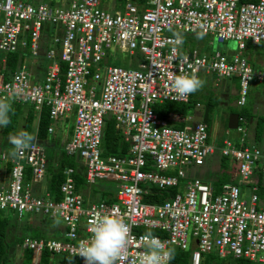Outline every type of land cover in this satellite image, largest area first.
Instances as JSON below:
<instances>
[{
  "label": "built area",
  "instance_id": "built-area-1",
  "mask_svg": "<svg viewBox=\"0 0 264 264\" xmlns=\"http://www.w3.org/2000/svg\"><path fill=\"white\" fill-rule=\"evenodd\" d=\"M179 31H200L217 43L233 39L236 50L177 46ZM247 41L262 45L257 67L242 53ZM110 49L140 56L134 65L120 66L112 62ZM16 50L20 54L10 71L6 53ZM33 56L45 60L44 68L35 65ZM200 70L238 79L236 138L223 137L219 145L207 140L206 122L175 126L151 107L163 100L188 102L190 95L173 92L171 77L197 76ZM253 80L264 82V0H124L111 8L100 0H0V98L15 94L12 102L30 105L36 121L46 106L50 135L57 118L72 116L60 147L80 165L86 187L97 179L116 181L114 199L88 200V194L76 190L75 169L68 165L58 189L49 190L48 139L38 138L36 129L37 139L23 156L1 151L0 211L10 210L18 220L24 212L40 215L32 224L54 216L63 221L55 238L22 236L21 246L32 251L30 264H39L41 250L53 261L67 254L73 264H84L73 253L90 238L89 221L105 212L118 213L131 228L122 264H132L146 251L145 228L154 229L168 248L188 249V264H200L206 252L263 263L264 193L258 194L256 181L244 198L233 181L217 186L188 175L189 167L203 163L215 148L241 182L264 174V145L247 143L248 122L241 109ZM109 116L119 140L126 142L122 154L101 155L102 127ZM151 185L176 190L160 202H147L143 195Z\"/></svg>",
  "mask_w": 264,
  "mask_h": 264
},
{
  "label": "trees",
  "instance_id": "trees-1",
  "mask_svg": "<svg viewBox=\"0 0 264 264\" xmlns=\"http://www.w3.org/2000/svg\"><path fill=\"white\" fill-rule=\"evenodd\" d=\"M141 1V0H140ZM50 2H53L50 0ZM124 0H116V7H120ZM20 50L7 52L6 53V66L11 71L15 68L17 59L19 57ZM140 55H136L134 59L139 57ZM133 59V65L135 63ZM108 62H111V59L108 60ZM63 67V66H62ZM62 69V68H61ZM234 82L238 89V79L237 77H234ZM264 83V82H262ZM248 93L250 91L248 90ZM248 97V95H247ZM247 100V98H246ZM206 104L208 105V112L210 108L216 104V98L213 97L212 99L207 98ZM246 104V102H245ZM243 105L241 107L242 114L245 116V119L248 122V118L250 116L254 118V124H253V139L257 143H259L260 138L262 136V132L264 130V111L262 113H257L255 115H251L249 112V109L246 105ZM20 104L18 103H12V111L10 112V120L11 123L7 127L1 128L2 134H13L16 128L17 124V116L20 112ZM188 102H178L173 100H163L160 102H154L151 104L152 109L162 117H167L168 121L175 125L180 126L182 125V121L179 119L182 116L185 115L187 109L189 108ZM229 111H236V108L230 107ZM172 116H177V118H173ZM33 120H35V113L32 110L31 107H29L24 116H23V122L21 124V130L22 131H28L31 132V126L33 123ZM51 119L48 116V109L46 106H42L37 121L35 120L34 129H36V136L38 138H45L48 135H50L47 132V126L50 123ZM226 125V122H224ZM227 127V126H226ZM71 125H68L66 136H68L70 132ZM33 129V130H34ZM50 145L47 147V155L49 157V164L47 166L48 171L50 172V177L47 181V188L49 190L58 189V184L62 180V169L65 166H72L75 171L73 173L74 177V184L77 191H80L82 194H84L81 190H86L87 187L84 183V179L82 177V171L80 169V165H78L76 159L71 158L69 156H66L60 147V156L56 158V167L52 168L51 163L53 161V152L49 151ZM100 148H101V155L106 154H122L126 151L127 145L126 142L119 140V135L116 129L114 128V120L112 116L105 117L104 123L102 127V135L100 139ZM225 160H222V162ZM224 163V162H223ZM9 169V165L6 166V170ZM26 173H28V169H26ZM262 173L257 172V192L258 194L264 193V185L262 184ZM223 179H219V182L214 183V185L219 186V184L223 180H228L226 175L222 174ZM148 192L143 195V200L147 202H160L163 200L164 197L168 195H172L175 192V187H169V188H160L156 187L154 185L148 186ZM102 198H105L106 200H112L113 197V191L111 190H102L99 193ZM57 196V194H56ZM1 213V212H0ZM7 224V218L4 216V214H0V264H10L8 261V246L9 243L7 242L5 238V229ZM143 231L148 232L151 231L152 233L156 232L152 228H145ZM27 235H33V234H27ZM45 236L43 234H36ZM22 235L20 238H18V241H21ZM175 249V257L171 261H169V264H188V257H189V250L188 249H180L178 247H172ZM21 260L19 264H30L31 258H32V251L29 248L22 247L21 249ZM60 264H73L74 258L70 255L63 254L58 258ZM211 261H213L215 264H260V262H256L241 256L238 257H231V256H216L213 252H206L201 253L200 257V264H209ZM53 264V260L49 259L48 253L46 250H41L39 254V264ZM264 264V262L262 263Z\"/></svg>",
  "mask_w": 264,
  "mask_h": 264
},
{
  "label": "rangeland",
  "instance_id": "rangeland-1",
  "mask_svg": "<svg viewBox=\"0 0 264 264\" xmlns=\"http://www.w3.org/2000/svg\"><path fill=\"white\" fill-rule=\"evenodd\" d=\"M25 1H38V0H25ZM42 1H50V0H42ZM53 2H59V1H67V0H51ZM100 5L102 7L108 8V1L107 0H100ZM110 6V5H109ZM46 28L50 29V25H46ZM50 33V32H49ZM166 33H171L170 30H167ZM183 37H184V43L182 46L186 45H193L196 46L197 48H201L203 51H209L212 49V47H218L228 53H231L236 50V43L235 40L233 39H227L226 41L222 43H217L209 34H205L203 39H197L196 34L200 33V31L196 32H184V31H179ZM51 33L48 35V37H51ZM50 40V39H49ZM48 40V41H49ZM47 41V42H48ZM44 45V44H43ZM42 45V47H43ZM109 55L110 57L113 58V63L120 65V66H129L133 65V59L135 56L129 55L126 52H121L119 50H109ZM35 60L36 65H38L41 68H44L46 62L43 58H35L34 56L31 57ZM136 59H134L135 61ZM34 66L31 67V71L34 70ZM201 78V77H199ZM220 78V77H219ZM213 87L214 84H213ZM216 89V88H215ZM249 91L254 95H258V99H255V105L253 108L255 109V112L253 113L254 115L256 113H262L264 110V83H258L256 81H250L248 85ZM249 95V93H248ZM196 97V96H195ZM198 98L202 103L205 102L206 96H200L196 97ZM254 101V100H253ZM13 103V102H12ZM20 112L18 113L17 116V124L16 128L13 134H2L1 133V128H0V152H9L12 150V145L9 143V136L14 135L21 130V124L23 122V116L26 112V110L30 107L28 104H20ZM193 110L190 109L185 113L184 118L187 119V116H189V113H192ZM224 109L221 108V106L213 105L209 112L207 113V120H206V125H207V130H208V138L207 140L209 142H214L216 144L221 143V139L223 137H231V139L236 138V131H234L233 128H227L225 125L224 121V115H222ZM173 118H177V116H172ZM71 120L72 116H65V117H59L57 118V121L55 122V127L53 130V135H48V144L51 146L49 151H52L53 154V161L50 166L55 167L56 166V158L60 156V146L63 143V141L66 139V133H67V128L68 125H71ZM188 122V120L186 121ZM58 123V124H57ZM251 124V125H250ZM253 124H254V118L250 116L248 118V130H249V136H251V139H253ZM35 125V120H33L32 126H31V132H33ZM251 143V142H249ZM255 143V141H254ZM219 150L215 148L212 153H209L205 159L204 163L200 166H192L191 167V174L192 176H201L200 174V169L203 168L205 165H211L215 164V162L218 159L219 156ZM3 160L0 159V181L5 177L4 175V168H3ZM211 172V169L209 170ZM209 177L203 179V180H208ZM251 180H256L255 177H252ZM208 182V181H207ZM242 182H238L237 185L239 186L240 189V196L244 198H248L249 194V186L248 185H243L241 184ZM116 185V181L114 180H107V179H97L93 184L87 187L86 190H81L88 195L86 198L88 200H97L102 198V196L99 194L102 190H114V187ZM0 214H4V216L7 218V224H6V231H5V238L7 242L9 243L8 246V261L10 264H19L21 260V241H18L17 239L21 237V235H27V234H43L47 237H52L55 238L59 234L58 232L61 231V227H63V221L59 217H52V218H47L44 217L43 220H34L33 218L38 217L40 215H34L30 216L28 213L24 212L23 215L20 217V219H16V215L12 213L10 210H3L0 211ZM31 224V229L27 227V225ZM58 258L56 257L53 261V264H58ZM52 264V263H51ZM262 264V263H260Z\"/></svg>",
  "mask_w": 264,
  "mask_h": 264
},
{
  "label": "clouds",
  "instance_id": "clouds-1",
  "mask_svg": "<svg viewBox=\"0 0 264 264\" xmlns=\"http://www.w3.org/2000/svg\"><path fill=\"white\" fill-rule=\"evenodd\" d=\"M174 43L182 46L184 37L175 33ZM204 33H197V39H203ZM204 85V81L195 74L183 73L171 77V89L181 98H187L190 94L198 91ZM11 98H0V128L7 127L10 123L12 111ZM37 137L28 131H19L9 136V143L13 146V157L23 156ZM90 238L81 241L77 250L84 264H122L128 257L131 228L124 218L116 212L97 213L89 221ZM141 240L146 251L139 253L132 264H169L175 257V249L168 248L151 231L146 232Z\"/></svg>",
  "mask_w": 264,
  "mask_h": 264
},
{
  "label": "crops",
  "instance_id": "crops-1",
  "mask_svg": "<svg viewBox=\"0 0 264 264\" xmlns=\"http://www.w3.org/2000/svg\"><path fill=\"white\" fill-rule=\"evenodd\" d=\"M107 1H108V8H111L112 6L116 7V4H117L116 0H107ZM261 52H262V45L260 43H251L249 41H247L245 43V47L242 50V53L247 57L251 66H253V67H257L259 65ZM36 66L38 67V65H36ZM197 76L201 77V79L204 81V85L201 89L190 94V96H189L188 103L190 106L187 109V111L188 110L190 111V109H191V110H193L192 113H189V116H187V119L184 118L185 115L179 119L182 122L187 121V120H188V122L189 121L193 122V121H198V120L202 121L203 106L206 104L207 98L212 99L213 97H215L216 98V104L215 105H217L219 107L221 106V108L224 109V111L222 112L223 113L222 115H224V121L226 122L227 115L229 112H231V111H229V108L234 107V108H236V111L238 109V107L234 103V99L237 96V86H236L233 79L236 76L217 78V77H215V75L213 73H209V72H206L204 70H200L198 72ZM213 84L215 87H213ZM195 96L196 97L206 96V100L204 103H202ZM263 96H264V94H263ZM255 99H258V95H254L253 92L252 93L250 92L248 97H247L245 105L248 107L251 115H254L253 113L255 112V109L253 108V106L255 105ZM254 118H255V116H254ZM206 120H207V117H206ZM249 142H251V143H249ZM247 143L249 145L256 144V142L254 143V141L251 139V136H249V130H248V135H247ZM257 144L264 145V130L262 132V136L260 138V141ZM222 160H225V161H223L224 163L222 162ZM203 163H204V160H203ZM203 163H201L199 165H192V166H200ZM192 166H190L188 169V175H191V176H192V174L190 172L191 171L190 169ZM231 168H232V163H230L228 158L225 156L223 157V156L219 155L215 164H211L210 166L205 165L203 168L200 169L201 176H199V178L205 179V178L209 177L207 181H208V183L213 185L214 183L219 182V179H223L222 174H224V175H226L228 180H223L222 182H228V181H233L235 183L241 182L237 178V176H235V178L232 176L233 170ZM210 169H211V172L209 171ZM253 177H255L256 180H250L249 182H242L241 184L249 186L251 184V182L257 181V175L255 174V175H253ZM204 181H206V180H204ZM262 184L264 185V174L262 175ZM31 234L36 235L34 233H31Z\"/></svg>",
  "mask_w": 264,
  "mask_h": 264
},
{
  "label": "water",
  "instance_id": "water-1",
  "mask_svg": "<svg viewBox=\"0 0 264 264\" xmlns=\"http://www.w3.org/2000/svg\"><path fill=\"white\" fill-rule=\"evenodd\" d=\"M207 112H208V105L205 104L203 106V113H202L203 122H206ZM236 124H237V113L235 111H231L227 115L226 126L227 128H234Z\"/></svg>",
  "mask_w": 264,
  "mask_h": 264
}]
</instances>
